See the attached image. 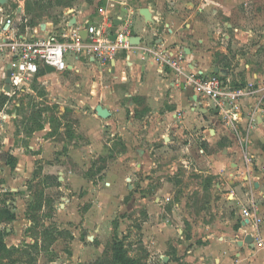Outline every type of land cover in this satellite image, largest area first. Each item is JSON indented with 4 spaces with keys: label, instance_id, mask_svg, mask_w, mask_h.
<instances>
[{
    "label": "rangeland",
    "instance_id": "374dc122",
    "mask_svg": "<svg viewBox=\"0 0 264 264\" xmlns=\"http://www.w3.org/2000/svg\"><path fill=\"white\" fill-rule=\"evenodd\" d=\"M13 11L56 34L73 18H120L141 38L137 64L156 75L85 63L8 92L0 54V264H264V247L239 244L264 237V125L210 141L196 125L176 135L164 94L185 76L144 49L180 53L186 72L262 83L264 0H0V15ZM153 81L165 89L147 91Z\"/></svg>",
    "mask_w": 264,
    "mask_h": 264
},
{
    "label": "built area",
    "instance_id": "2783aa9c",
    "mask_svg": "<svg viewBox=\"0 0 264 264\" xmlns=\"http://www.w3.org/2000/svg\"><path fill=\"white\" fill-rule=\"evenodd\" d=\"M19 13L13 11L0 15V54L5 55L7 63L11 64L12 85L47 74L46 65L54 67L56 72H64L69 69L70 58H92L101 65L111 66L122 51H127L124 60H131L129 52L142 48L130 41V31L122 25L115 33L112 26L106 24H67L57 34L53 31L42 34L40 27H31L29 20ZM144 49L145 54L153 56L158 63L168 65L179 76H185L183 84L193 91L198 103L205 102V108L225 125L250 130L260 124L261 113H264V82H238L220 72L206 74L193 69L186 72V66L182 64L184 56L180 53L172 54L156 46ZM250 214L248 209L244 210L246 217ZM254 239L259 247L264 246V237L256 235Z\"/></svg>",
    "mask_w": 264,
    "mask_h": 264
},
{
    "label": "crops",
    "instance_id": "0c3cea01",
    "mask_svg": "<svg viewBox=\"0 0 264 264\" xmlns=\"http://www.w3.org/2000/svg\"><path fill=\"white\" fill-rule=\"evenodd\" d=\"M71 22L75 23V24H71L73 26H83L86 24V23L80 22L78 18L77 19L73 18V21L71 20ZM90 24H95V23H90ZM52 27H53V23H50V22L45 24V25H40V28L43 30L42 34L46 33L47 31H53ZM135 52H137V50H134L133 52H129L131 55V60H124L125 53H127V51H124V52L122 51L120 53L117 61L115 62V64H112L111 66H105V67L112 69L113 72L114 71L118 72L117 70L119 67H124V66L128 67L129 65H132L131 67L130 66L128 67V68H133V69H130V71H134L135 68H138L139 72L142 70V72L144 73L146 70L147 76L152 77V76L156 75V74H153V72H155V69L153 67L148 66L149 68L144 69L143 66H141L140 64H137L138 58H136ZM175 53H177V52H175ZM141 58H143V57H141ZM69 62H70V66H69V69H67L66 71L75 69L78 64L88 63V64H92L94 66L97 64L101 65L98 62L93 61L92 58L87 59V58H83V57L80 58L79 60L70 58ZM8 64L9 63H7V62L5 63V65H4V66H6L5 68H7ZM182 64L186 66L184 60H183ZM102 66H104V65H102ZM189 67H190V69H193V70H202L206 74H213V73H219V72L223 73L222 70H220L217 67H213V69L215 68L214 70L213 69L208 70L207 68H201V67L199 68L196 64H191V65H189ZM0 68H1V65H0ZM217 69H219L218 72H216ZM66 71H64V72H66ZM55 72H53V73H55ZM56 73H63V72H56ZM47 74H51V73H47ZM155 82L156 81H153L152 83L146 82L145 87L147 88V91H150V90L156 91L157 88H164L165 89V87L163 86L165 84L160 82L159 85H157V84H155ZM133 85H134V88L143 89V87L140 85V83L138 81H135V79L132 83V86ZM169 85H173V84L169 83ZM166 86H167V84H166ZM167 89L168 90L165 92L164 95L169 96L168 101L170 102V105H171V109H170V111H168V119H169V121H171V117H173L174 124L171 128L176 126V129H177L176 135L182 133L183 131H185V129L193 128V126L196 125L197 130L200 131V137L204 138L205 140L207 139L210 141V140H217V139L222 138V137L224 138V135H228V133L230 134L231 137H233L231 128L228 125H225L220 120H218V118L216 117V115L214 113L212 115V113L209 110H207V108H205V102H203V104H199L198 98H196V96L193 94V91L189 87H186L184 84H181L177 88H175L173 86L172 87L168 86ZM189 91H190V93H189ZM153 94H156V93L153 92ZM182 111H183V113H182ZM110 113L113 114L112 112H110ZM182 115H184V116H182ZM182 117H184L183 120H181ZM113 118H114V114L109 119V121H112ZM178 121H180V124L177 123ZM260 124L264 125V117L261 118ZM176 135L171 136L173 140H175L177 138ZM230 149H232V148L229 147V148H226L223 150V152H226V154H227V156L225 158H229V153L231 152ZM219 163L222 164L221 161ZM232 164H233V162H232ZM241 242H243V243H241ZM239 244H243L244 246L246 245L244 240L239 241ZM249 244H251V243H249ZM252 244L259 247L256 244L254 236H253V243ZM260 258H258V256H256L255 258H251L253 260V264L262 263L260 261L261 260Z\"/></svg>",
    "mask_w": 264,
    "mask_h": 264
},
{
    "label": "water",
    "instance_id": "95a60500",
    "mask_svg": "<svg viewBox=\"0 0 264 264\" xmlns=\"http://www.w3.org/2000/svg\"><path fill=\"white\" fill-rule=\"evenodd\" d=\"M141 12L143 14L149 15V10L146 8L141 9ZM121 16H123V13H121ZM121 21L122 20L120 18L114 20V26L112 27V32L114 33L116 32V30L118 29V26L121 24ZM140 39H141L140 37H131L130 41L134 44L135 42H140ZM45 70L47 73L55 72V68L52 66H48V65L45 66ZM218 71L219 69L216 70V72ZM11 77H12V69H11V64L9 63L7 65V77H6V86H5V90L8 92L11 91V83H12ZM96 111H97V114L102 118H108L111 115L109 109L104 107L101 104L96 106ZM244 241L248 243H253V236L251 234H247Z\"/></svg>",
    "mask_w": 264,
    "mask_h": 264
},
{
    "label": "trees",
    "instance_id": "16d2710c",
    "mask_svg": "<svg viewBox=\"0 0 264 264\" xmlns=\"http://www.w3.org/2000/svg\"><path fill=\"white\" fill-rule=\"evenodd\" d=\"M4 98H6V96H4ZM118 254H119V260L121 262H124L125 263V258H124V255L122 254V252L121 251L119 252V250H118Z\"/></svg>",
    "mask_w": 264,
    "mask_h": 264
}]
</instances>
